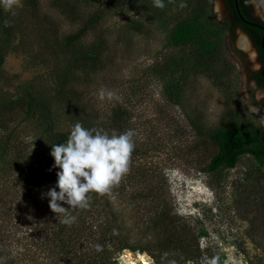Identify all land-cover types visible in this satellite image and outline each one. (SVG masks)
<instances>
[{
    "label": "rangeland",
    "instance_id": "rangeland-1",
    "mask_svg": "<svg viewBox=\"0 0 264 264\" xmlns=\"http://www.w3.org/2000/svg\"><path fill=\"white\" fill-rule=\"evenodd\" d=\"M38 1L37 11L30 10L25 0L22 7L14 9L23 25L16 32L12 49L4 56L0 98H17L25 86L33 85L35 77L42 79L35 82L49 86L46 77L50 76V65L42 63L49 56L40 44L39 33L40 29L46 30L44 18L54 21L55 35L60 40L73 34L88 14H95L97 38L107 46L110 63L92 78L88 98L104 110L113 104L126 106L131 115L129 126L136 130V139L142 145V162L165 176L173 213L198 236V262L183 261L178 252L171 251L169 257L175 259V264H200L202 257H219L218 264H264V165L251 155H242L233 169L201 172L216 146L197 135L188 123V119L192 120L206 133L231 125L253 129L262 124L263 119L248 97L256 64L248 53L246 59L253 63H248L247 72L234 50L235 46L239 48L243 33L237 29L233 35L223 34L222 46L211 65H205L198 54L192 53L194 47L179 48L169 43L170 33L180 20L209 12V19L223 23L226 12L221 0H164L163 10L154 7L153 0H94L91 7L80 4L82 8L77 7L70 18L52 6L54 0ZM60 1L72 4V0ZM181 2L187 7L181 9ZM46 34L50 38L47 30ZM90 40L94 37L88 36L85 41ZM189 56L179 105H169L161 96L159 77L168 74L171 63ZM101 87L114 91L118 98L101 101ZM50 92H55L52 85ZM254 94L259 97L257 90ZM14 125L8 131L16 135L20 132L27 145L33 141L34 130L28 124ZM28 148L36 153L34 144ZM3 172L0 171V264L89 263L88 258L98 253L91 247L86 252H76L78 261L68 263L54 251L55 244L43 243L33 236L29 211H14L20 199L28 202V198L45 192L23 188ZM7 200L11 203L6 206ZM128 201H112L120 214V233L128 235L129 244L136 248L160 241L161 231L151 228L147 221H139L141 216ZM111 256V264H154L148 254L139 250H123Z\"/></svg>",
    "mask_w": 264,
    "mask_h": 264
},
{
    "label": "trees",
    "instance_id": "trees-1",
    "mask_svg": "<svg viewBox=\"0 0 264 264\" xmlns=\"http://www.w3.org/2000/svg\"><path fill=\"white\" fill-rule=\"evenodd\" d=\"M25 1L30 10H38V0ZM54 1L52 6L68 18L74 15L77 7L82 8L80 4L91 7L94 2L72 0L70 5L60 0ZM208 14L206 12L178 21L169 36V43L173 47H194L192 53L198 54L205 65L213 63L222 46V35L229 33V30L231 32L228 23L214 22L208 18ZM5 20L11 22V27L4 25ZM96 21L95 14H88L73 34L58 40L54 21L44 18L50 38L45 29H40L39 33L40 44L46 47L49 56L42 62L50 65V76L46 77L50 81L49 86L46 88V85L35 82L42 80L41 77H35L33 85L25 86L17 98H0V171L5 170L3 173L6 177H13L23 188H40L47 193L56 187V173L60 169L53 167L55 161L50 155L51 148L53 144L66 141L70 129L77 121L85 127H91L93 122L103 118L101 126L109 133L120 134L132 129L129 126L131 115L124 104L108 105L104 110L88 98L89 86L93 84L92 78L104 71L110 63L106 56L107 46L97 38ZM21 25V17L13 16L0 7V74L4 56L12 49L11 45L16 32H20ZM88 36L94 37V40L85 41ZM189 64L190 56L180 58L177 63H171L165 77H159L162 80L161 96L169 105H179L182 80ZM221 75L218 74L219 77ZM51 85L54 93L50 92ZM14 123L15 127L28 124L34 130L33 141L27 145L20 132L16 135L13 130L8 131L9 126ZM188 123L197 135L216 146L215 153L206 166L200 169L201 172L212 173L221 167L233 169L242 155H251L259 165H264V125L253 129L231 125L213 133H206L199 130L192 120L188 119ZM134 140L137 145L135 144L136 149L132 153L129 172L111 189L110 194L100 196L92 193L90 209L70 210L73 215L78 216L77 222L71 227L59 222L61 217H56L49 208L50 198L42 195H36L31 200L28 198V202L20 199L14 213L24 214L29 211L33 221V236L39 237V241L43 243L50 241L55 244L54 251L68 263L78 261L76 252H86L89 247L94 249L93 245L97 243L103 245V251L88 258L87 264H111V254L123 250L146 253L154 264H168V261H172L169 257L171 251L182 255L183 261L198 262V236H194L192 230L181 224L180 219L173 213L166 193L168 185L165 176L159 170L149 167L147 162H142L139 147L142 145L136 137ZM32 144L37 149L33 148L36 151L34 154L28 148ZM153 157L149 156L150 159ZM56 190L59 191L58 188ZM114 198H127L128 204L131 203L133 210L141 216L139 221H147L151 228L161 231L162 239L144 247L136 248L129 244V236L120 233L121 228L117 224L120 214L115 210L112 202ZM10 203L11 200H7L5 205ZM61 206L69 207L63 203ZM114 229L117 234H113ZM108 231L110 235L107 236ZM164 253H168V256L162 260Z\"/></svg>",
    "mask_w": 264,
    "mask_h": 264
},
{
    "label": "clouds",
    "instance_id": "clouds-1",
    "mask_svg": "<svg viewBox=\"0 0 264 264\" xmlns=\"http://www.w3.org/2000/svg\"><path fill=\"white\" fill-rule=\"evenodd\" d=\"M173 2L174 0H169V3ZM153 5L161 10L166 7L164 0H153ZM22 6V0H0V7L13 16L16 14L14 9ZM179 7L186 8L187 4L181 2ZM4 25L11 27V22L5 20ZM98 98L101 101H111L118 97L114 91L101 87ZM102 120L103 118L93 122L91 127H85L77 121L70 129L66 141L53 144L51 148L50 155L55 161L53 167L60 171L56 173V187L42 194V197L50 198L49 208L56 217H61L59 222L68 227L78 220V216L73 215L70 210L90 209L92 193L100 196L110 194L111 189L130 170L136 130L127 129L120 134L109 133L101 126ZM61 203L69 207L65 208ZM113 234H117L115 229ZM93 247L97 252L103 251L101 244L97 243ZM167 256L168 253H164L162 260ZM218 260L219 257H202L200 264H218ZM168 264H175V261H168Z\"/></svg>",
    "mask_w": 264,
    "mask_h": 264
},
{
    "label": "flooded vegetation",
    "instance_id": "flooded-vegetation-1",
    "mask_svg": "<svg viewBox=\"0 0 264 264\" xmlns=\"http://www.w3.org/2000/svg\"><path fill=\"white\" fill-rule=\"evenodd\" d=\"M226 16L224 21L231 27L228 31L230 35L235 30H240L243 35L240 36L238 47H234L237 56L243 60L246 71L248 72V63L256 64V70L252 72L253 86L249 89V104L259 112L264 125V0H221ZM250 54L253 62L246 59ZM258 91L260 99L254 94Z\"/></svg>",
    "mask_w": 264,
    "mask_h": 264
},
{
    "label": "water",
    "instance_id": "water-1",
    "mask_svg": "<svg viewBox=\"0 0 264 264\" xmlns=\"http://www.w3.org/2000/svg\"><path fill=\"white\" fill-rule=\"evenodd\" d=\"M236 3H237V2H236V0H235V5H236ZM239 31H240V30H239ZM253 108H254V107H253ZM258 113H259V112H258Z\"/></svg>",
    "mask_w": 264,
    "mask_h": 264
},
{
    "label": "bare ground",
    "instance_id": "bare-ground-1",
    "mask_svg": "<svg viewBox=\"0 0 264 264\" xmlns=\"http://www.w3.org/2000/svg\"><path fill=\"white\" fill-rule=\"evenodd\" d=\"M145 264V263H144Z\"/></svg>",
    "mask_w": 264,
    "mask_h": 264
}]
</instances>
